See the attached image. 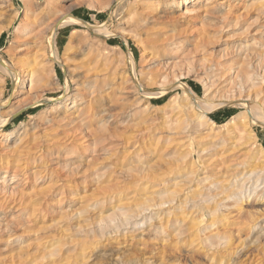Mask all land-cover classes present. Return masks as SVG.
<instances>
[{
    "label": "rangeland",
    "instance_id": "374dc122",
    "mask_svg": "<svg viewBox=\"0 0 264 264\" xmlns=\"http://www.w3.org/2000/svg\"><path fill=\"white\" fill-rule=\"evenodd\" d=\"M175 1L0 0V264H264V0Z\"/></svg>",
    "mask_w": 264,
    "mask_h": 264
},
{
    "label": "bare ground",
    "instance_id": "6f19581e",
    "mask_svg": "<svg viewBox=\"0 0 264 264\" xmlns=\"http://www.w3.org/2000/svg\"><path fill=\"white\" fill-rule=\"evenodd\" d=\"M188 2H190V0H177V1H175V4H176V7L177 8H179V7H181V6H184L185 4H187ZM74 20V18H72V17H66L64 20H63V25H67V24H70L71 23V21H73ZM77 20V19H76ZM75 21V20H74ZM62 24H61V26H63ZM91 27H93V26H91ZM96 27V26H95ZM104 27V26H103ZM98 29V28H97ZM102 30H104V29H102ZM102 30H100V29H98V30H94V32H97V33H99V34H104V33H102L101 31ZM107 31V30H106ZM106 35V34H105ZM53 54V53H52ZM54 55V54H53ZM52 55V58L54 59V61H58L57 60V54L55 55V56H53ZM0 65L2 66V68L4 69V70H6V71H9V73H11V75H14L15 74V71H13V69L11 70L10 68H9V66L7 65V64H5L1 59H0ZM7 73V72H6ZM15 76V78H16V81H17V79H18V77H16L17 75H14ZM12 78V77H11ZM14 78V77H13ZM14 80V79H13ZM178 82H181L180 80L178 81ZM17 83V82H16ZM179 85H181V84H179ZM26 86H25V84L23 83L22 84V89L21 90H23L24 88H25ZM178 87V86H177ZM28 88V87H27ZM163 92V91H162ZM156 93V92H155ZM159 93H161L160 91H159ZM158 93V94H159ZM157 94V93H156ZM192 95V98H194L195 99V102L194 103H198L200 100L197 98V97H195V96H193V93L191 94L190 93V96ZM8 100H9V97H8V99H7V102H8ZM249 99L247 98L245 101H246V103H244V106H247L248 108H249V105L247 104V101H248ZM199 104V103H198ZM199 106V105H198ZM217 106V105H216ZM215 106V107H216ZM202 110L205 112V109H203L202 108ZM249 113H250V116H251V119H253L254 121H257V122H259V123H262V124H264V116L261 114V113H258V112H256V111H253V109L251 108L250 110H249ZM205 117V116H204ZM7 120V119H6ZM6 120H4V121H1L0 120V129L3 127V125L5 124V122H7ZM236 124H237V126L239 125V122L237 121L236 122ZM235 124V125H236ZM2 134L4 135V136H6V137H8V136H12L13 135V132L12 131H5V132H2ZM252 172H254V170L252 171ZM13 190V189H12ZM221 206V205H220ZM226 206H228V205H226ZM222 207V206H221ZM218 210V209H217ZM216 210V211H217Z\"/></svg>",
    "mask_w": 264,
    "mask_h": 264
}]
</instances>
